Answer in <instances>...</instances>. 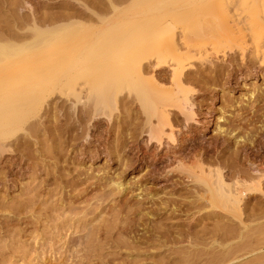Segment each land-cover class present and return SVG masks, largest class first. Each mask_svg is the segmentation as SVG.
<instances>
[{
    "label": "rangeland",
    "instance_id": "rangeland-1",
    "mask_svg": "<svg viewBox=\"0 0 264 264\" xmlns=\"http://www.w3.org/2000/svg\"><path fill=\"white\" fill-rule=\"evenodd\" d=\"M109 1L0 0V34L67 14L88 22ZM261 59L233 50L190 61L194 120L171 107L176 139L161 144L131 93L111 117L55 93L0 150V264H264V176L238 215L211 204L185 168L242 188L264 172ZM153 65L168 82L169 68Z\"/></svg>",
    "mask_w": 264,
    "mask_h": 264
},
{
    "label": "bare ground",
    "instance_id": "bare-ground-1",
    "mask_svg": "<svg viewBox=\"0 0 264 264\" xmlns=\"http://www.w3.org/2000/svg\"><path fill=\"white\" fill-rule=\"evenodd\" d=\"M100 8L91 10L88 22L67 14L42 23L33 19L21 34H0L1 151L55 93L89 102L93 112L110 117L119 95L131 93L150 122L149 138L174 141L169 109L177 108L186 121L195 116L183 79L190 61L219 59L233 50L264 60V0H111ZM151 60L155 68H169L168 82L147 71ZM189 165L211 204L231 213L240 214L245 192L261 190L264 172L242 188L219 170Z\"/></svg>",
    "mask_w": 264,
    "mask_h": 264
}]
</instances>
